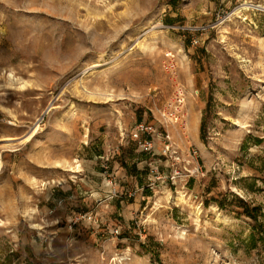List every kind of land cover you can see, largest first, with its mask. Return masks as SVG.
<instances>
[{
  "label": "rangeland",
  "instance_id": "obj_1",
  "mask_svg": "<svg viewBox=\"0 0 264 264\" xmlns=\"http://www.w3.org/2000/svg\"><path fill=\"white\" fill-rule=\"evenodd\" d=\"M0 158V264H264V0H0Z\"/></svg>",
  "mask_w": 264,
  "mask_h": 264
},
{
  "label": "bare ground",
  "instance_id": "obj_2",
  "mask_svg": "<svg viewBox=\"0 0 264 264\" xmlns=\"http://www.w3.org/2000/svg\"><path fill=\"white\" fill-rule=\"evenodd\" d=\"M245 4H246V5L241 6V9H242V10H243V9H244V10H248V9L251 8V6H250L248 3H245ZM239 10H240V9H239ZM103 60H105V58H103ZM106 64H107V63H106ZM101 65H103V64H102V63H99V64H96L95 66L98 67V66H101ZM36 130H37V127L35 126V128H33V130L31 131V133H30L25 139H28V138L32 137V135L35 134ZM0 164H1V158H0ZM180 195L183 196V192H180ZM36 226L39 227V225H37V224H36Z\"/></svg>",
  "mask_w": 264,
  "mask_h": 264
},
{
  "label": "built area",
  "instance_id": "obj_3",
  "mask_svg": "<svg viewBox=\"0 0 264 264\" xmlns=\"http://www.w3.org/2000/svg\"><path fill=\"white\" fill-rule=\"evenodd\" d=\"M139 128H142V129H143V128H144V125L141 124L140 127L138 126V127H137V132H139V130H140ZM136 134H137V133H136Z\"/></svg>",
  "mask_w": 264,
  "mask_h": 264
},
{
  "label": "trees",
  "instance_id": "obj_4",
  "mask_svg": "<svg viewBox=\"0 0 264 264\" xmlns=\"http://www.w3.org/2000/svg\"><path fill=\"white\" fill-rule=\"evenodd\" d=\"M220 206H222V207H223L224 205L221 203V204H220Z\"/></svg>",
  "mask_w": 264,
  "mask_h": 264
}]
</instances>
